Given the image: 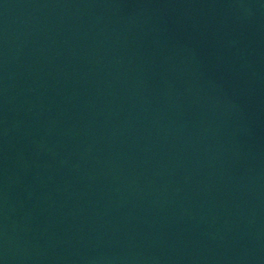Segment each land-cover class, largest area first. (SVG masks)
I'll list each match as a JSON object with an SVG mask.
<instances>
[{"label": "water", "instance_id": "water-1", "mask_svg": "<svg viewBox=\"0 0 264 264\" xmlns=\"http://www.w3.org/2000/svg\"><path fill=\"white\" fill-rule=\"evenodd\" d=\"M0 264H264V0H0Z\"/></svg>", "mask_w": 264, "mask_h": 264}]
</instances>
